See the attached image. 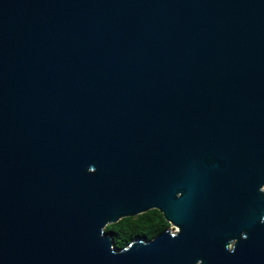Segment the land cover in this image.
Listing matches in <instances>:
<instances>
[{
	"label": "water",
	"instance_id": "1",
	"mask_svg": "<svg viewBox=\"0 0 264 264\" xmlns=\"http://www.w3.org/2000/svg\"><path fill=\"white\" fill-rule=\"evenodd\" d=\"M0 264H264V0H0Z\"/></svg>",
	"mask_w": 264,
	"mask_h": 264
},
{
	"label": "trees",
	"instance_id": "2",
	"mask_svg": "<svg viewBox=\"0 0 264 264\" xmlns=\"http://www.w3.org/2000/svg\"><path fill=\"white\" fill-rule=\"evenodd\" d=\"M169 227L157 210H150L133 218H123L105 228L117 250L124 248L136 238L149 241Z\"/></svg>",
	"mask_w": 264,
	"mask_h": 264
},
{
	"label": "rangeland",
	"instance_id": "3",
	"mask_svg": "<svg viewBox=\"0 0 264 264\" xmlns=\"http://www.w3.org/2000/svg\"><path fill=\"white\" fill-rule=\"evenodd\" d=\"M171 230H172V231H175V230H176V228H172Z\"/></svg>",
	"mask_w": 264,
	"mask_h": 264
}]
</instances>
